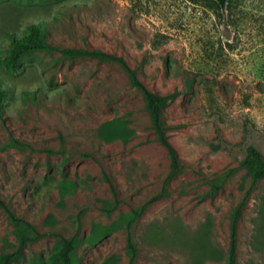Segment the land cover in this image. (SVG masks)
Wrapping results in <instances>:
<instances>
[{"label":"rangeland","instance_id":"374dc122","mask_svg":"<svg viewBox=\"0 0 264 264\" xmlns=\"http://www.w3.org/2000/svg\"><path fill=\"white\" fill-rule=\"evenodd\" d=\"M39 21L52 50L0 67V255L61 264L48 258L77 235L79 264H130V232L134 264H227L234 228L236 264H264V180L237 213L252 175L232 171L248 144L264 155V0H0V58L8 32ZM81 49L173 97L163 120L182 168L167 185L142 91L117 62L65 55Z\"/></svg>","mask_w":264,"mask_h":264},{"label":"trees","instance_id":"16d2710c","mask_svg":"<svg viewBox=\"0 0 264 264\" xmlns=\"http://www.w3.org/2000/svg\"><path fill=\"white\" fill-rule=\"evenodd\" d=\"M229 0H209L212 8L224 10L228 5ZM9 41V48L7 54L0 58V67L3 70L15 72L22 67L23 61L32 53L35 52H47L52 50V46L47 42L48 27L45 21L31 22L24 26L21 31H10L6 34ZM68 58L73 57H95L103 61H114L120 64L128 73L129 78L133 86L142 91L147 110L152 120L153 129L157 135L159 142L165 146L170 156V171L166 177L165 185H167L173 178H175L181 171L182 165L180 163V157L175 147L171 144L167 134V126L163 120V109L168 105L169 101L173 98L171 95H161L150 91L139 79L136 70L131 69L126 61L115 54H110L100 50H71L65 52ZM7 91L3 84L0 82V110L4 97H6ZM36 97L35 93L32 95ZM245 158L241 161L240 165L232 170L237 171L239 169H246L252 175V184L249 191L245 194L242 203L240 204L237 213L246 206L251 192L256 188L257 184L264 180V155L253 144H248L245 149ZM224 183V178L217 177L216 179L209 181L211 185V194H215L221 188ZM63 192H71L74 190V185L63 181L61 185ZM115 195V194H114ZM0 207L5 208L3 201L0 199ZM115 205L106 206L103 211L108 215L113 213ZM264 209V208H263ZM145 206L132 211L125 219L130 229L133 224L144 213ZM10 217L14 218L12 213L7 209ZM21 238L20 246H23L28 241V236L25 232H20ZM78 237L74 235L63 242L57 247V249L48 258L51 263L61 264H79L76 259L75 253L78 247ZM128 247L130 254V264H134L137 256L136 245L133 242V236L129 232L128 235ZM236 234L235 229H232L231 234V247L228 254L227 264H236ZM14 254H2L0 255V264H10L13 260Z\"/></svg>","mask_w":264,"mask_h":264}]
</instances>
